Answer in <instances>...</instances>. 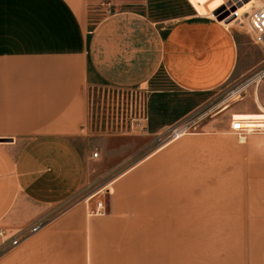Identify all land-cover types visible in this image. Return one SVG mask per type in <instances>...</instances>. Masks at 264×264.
Wrapping results in <instances>:
<instances>
[{"label":"crops","instance_id":"0c3cea01","mask_svg":"<svg viewBox=\"0 0 264 264\" xmlns=\"http://www.w3.org/2000/svg\"><path fill=\"white\" fill-rule=\"evenodd\" d=\"M145 1L0 0V226L45 224L0 264H264V132L229 125L264 115V49ZM159 74L191 93L243 78V102L125 160L141 136L93 122L91 92Z\"/></svg>","mask_w":264,"mask_h":264},{"label":"rangeland","instance_id":"374dc122","mask_svg":"<svg viewBox=\"0 0 264 264\" xmlns=\"http://www.w3.org/2000/svg\"><path fill=\"white\" fill-rule=\"evenodd\" d=\"M213 1L146 0L144 5L136 6V8H143L141 9L143 13L152 15L156 19L177 17L187 12L197 15L207 12L210 15L212 11L210 5ZM131 5L123 4L117 8H130ZM114 7L116 6H112L111 10ZM238 29L239 33L238 31L236 33L244 41L243 47H246L247 43L248 45L250 43L249 37L246 36L241 27H238ZM249 46L253 49L252 45ZM260 57L263 58L261 52ZM245 83L246 81L243 78L230 79L209 92L191 93L179 91L171 84L167 76L159 74L154 83L147 88L129 90L95 89L91 92V115L93 122L96 118L102 119L104 122L107 120L106 126H109L108 129L112 124H114L113 126L117 124L115 123L116 119L118 123L122 122L120 123L123 127L122 133L128 132L135 136H141L139 137L141 141L135 144V148L129 149L127 147L122 154L125 160H129L130 156H133L134 152L144 144L145 146L142 149L143 151L146 150L149 138L157 144L168 140L171 136L168 128L177 130V133L197 131L201 122L228 110V106H233L235 102H243ZM155 88L162 92H151ZM235 114L244 113H234L233 115ZM140 119H145L142 124L145 128L147 127V131L143 132L135 127L130 130V123L135 124ZM131 137L124 136L123 138L127 140ZM115 143V141L112 142V144ZM111 161L109 159V164ZM102 169L101 166H98L96 172H102Z\"/></svg>","mask_w":264,"mask_h":264},{"label":"built area","instance_id":"2783aa9c","mask_svg":"<svg viewBox=\"0 0 264 264\" xmlns=\"http://www.w3.org/2000/svg\"><path fill=\"white\" fill-rule=\"evenodd\" d=\"M219 16H221V19L217 20ZM210 17L223 26L237 25L241 27L253 44L264 49V0H222L220 6L212 10ZM143 120H137L135 124L130 123V130L135 127L145 132L146 128L142 124ZM229 125L232 131L242 135L252 132H264V115L242 119L234 118L232 115ZM235 125L240 126L236 127ZM176 131L168 128V132L171 133L169 139L176 136L174 135ZM92 157L98 158L99 152L97 150L93 151ZM97 208L102 209L101 203H97ZM44 225V222L38 221L25 229L12 233H8L0 226V258L32 234L41 230Z\"/></svg>","mask_w":264,"mask_h":264},{"label":"snow or ice","instance_id":"6c2138e0","mask_svg":"<svg viewBox=\"0 0 264 264\" xmlns=\"http://www.w3.org/2000/svg\"><path fill=\"white\" fill-rule=\"evenodd\" d=\"M220 6V0H217V2L216 3H212L211 5H210V7L211 8H213V9H216V8H218ZM236 127H239L240 125H235Z\"/></svg>","mask_w":264,"mask_h":264},{"label":"bare ground","instance_id":"6f19581e","mask_svg":"<svg viewBox=\"0 0 264 264\" xmlns=\"http://www.w3.org/2000/svg\"><path fill=\"white\" fill-rule=\"evenodd\" d=\"M216 2H217V0H214L213 2H211V4H212V3H216ZM221 2H222V0H221ZM221 2H220V4H221ZM210 9L213 10V8H211V7H210ZM211 12H212V11H211ZM211 12H210V13H211ZM210 15H211V14H210ZM179 131H181V130H179ZM176 134H179V132L177 133V131H176V132L174 133V135H176Z\"/></svg>","mask_w":264,"mask_h":264},{"label":"water","instance_id":"95a60500","mask_svg":"<svg viewBox=\"0 0 264 264\" xmlns=\"http://www.w3.org/2000/svg\"><path fill=\"white\" fill-rule=\"evenodd\" d=\"M214 14H216V12H214ZM221 19V16L217 17V20Z\"/></svg>","mask_w":264,"mask_h":264}]
</instances>
